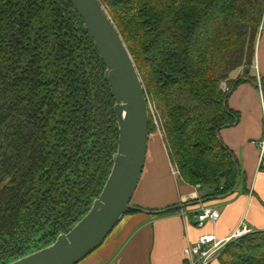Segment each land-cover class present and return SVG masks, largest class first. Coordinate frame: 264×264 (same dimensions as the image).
Wrapping results in <instances>:
<instances>
[{"label":"trees","instance_id":"1","mask_svg":"<svg viewBox=\"0 0 264 264\" xmlns=\"http://www.w3.org/2000/svg\"><path fill=\"white\" fill-rule=\"evenodd\" d=\"M100 1L140 75L150 136L156 118L178 178L233 194L242 172L220 133L241 120L232 94L259 82L252 72L264 0ZM260 85L264 99V77ZM114 106L104 64L68 0H0V264L53 245L90 212L117 152ZM218 259L264 264V231Z\"/></svg>","mask_w":264,"mask_h":264},{"label":"crops","instance_id":"2","mask_svg":"<svg viewBox=\"0 0 264 264\" xmlns=\"http://www.w3.org/2000/svg\"><path fill=\"white\" fill-rule=\"evenodd\" d=\"M252 74L259 80L264 77V36L258 50L256 47ZM263 104L262 91L250 82L240 85L230 97L229 107L240 113L241 120L237 126L222 130L220 137L236 156L242 172V182L233 194L206 200L214 193L212 188L185 184L174 175L166 150H148L132 200L138 212L126 215L102 245L79 264H186L185 250L201 236L225 240L241 225L251 232L264 231V161L260 162L259 149L264 132ZM204 207L219 211L220 217L200 226L197 216ZM170 209L177 212L160 214ZM210 264H220L219 259Z\"/></svg>","mask_w":264,"mask_h":264},{"label":"water","instance_id":"3","mask_svg":"<svg viewBox=\"0 0 264 264\" xmlns=\"http://www.w3.org/2000/svg\"><path fill=\"white\" fill-rule=\"evenodd\" d=\"M83 20L114 99L119 128L113 168L90 212L68 233L36 253L10 264H79L97 250L128 215L149 149V104L135 63L100 0H68ZM259 87V84H254Z\"/></svg>","mask_w":264,"mask_h":264},{"label":"built area","instance_id":"4","mask_svg":"<svg viewBox=\"0 0 264 264\" xmlns=\"http://www.w3.org/2000/svg\"><path fill=\"white\" fill-rule=\"evenodd\" d=\"M259 80V79H258ZM259 88L261 90L260 80L258 82ZM223 90L227 88L223 85ZM263 121H264V104H263ZM264 127V125H263ZM260 149V162L264 161V132L262 140L259 144ZM174 175H178L176 170L173 169ZM199 187V186H197ZM220 217L219 211L212 207H204L201 213L197 216L198 224L203 226L207 221H217ZM252 233L251 230L245 226L241 225L240 228L229 238L225 240H218L214 235H204L201 236L197 243L185 250L186 264H210L211 262L217 260L225 248L237 241L238 239Z\"/></svg>","mask_w":264,"mask_h":264},{"label":"rangeland","instance_id":"5","mask_svg":"<svg viewBox=\"0 0 264 264\" xmlns=\"http://www.w3.org/2000/svg\"><path fill=\"white\" fill-rule=\"evenodd\" d=\"M262 36H264V19H263L262 28H261V31L259 33V37H258V40H257V46H256L257 50H258V46H259V43H260V40H261ZM154 125H155V128H156V131L150 137L149 149H148L149 153H165V149H164L163 142H162V139H161L162 135H161V132L158 130V125L159 124H158L156 118H154ZM144 176L146 177L145 173H144ZM141 183H142V185L144 184V182H141ZM217 197L218 196L215 195V192H214V193H212L211 198H207L206 200L211 201L213 199H217ZM131 206L133 208L135 207V204H134L133 201L131 202Z\"/></svg>","mask_w":264,"mask_h":264}]
</instances>
